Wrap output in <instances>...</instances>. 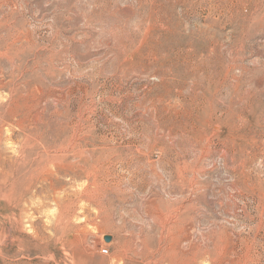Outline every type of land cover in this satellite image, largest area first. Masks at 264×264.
Wrapping results in <instances>:
<instances>
[{"label": "rangeland", "instance_id": "rangeland-1", "mask_svg": "<svg viewBox=\"0 0 264 264\" xmlns=\"http://www.w3.org/2000/svg\"><path fill=\"white\" fill-rule=\"evenodd\" d=\"M0 264H264V0H0Z\"/></svg>", "mask_w": 264, "mask_h": 264}, {"label": "bare ground", "instance_id": "bare-ground-1", "mask_svg": "<svg viewBox=\"0 0 264 264\" xmlns=\"http://www.w3.org/2000/svg\"><path fill=\"white\" fill-rule=\"evenodd\" d=\"M155 18V17H154ZM158 18V17H157ZM155 22V21H154ZM158 22V21H157ZM153 26V25H152ZM152 28V27H151ZM147 31V30H146ZM146 34V33H145ZM145 36V35H144ZM148 37V36H147ZM157 39V38H156ZM154 41V40H153ZM160 45L157 43L156 46H153V48L150 49V52L154 54V52H159ZM82 151V150H81ZM80 153V152H79ZM83 153V152H82ZM2 169V168H1ZM4 174V173H3ZM6 192V191H5ZM136 242V241H135ZM139 245V244H138Z\"/></svg>", "mask_w": 264, "mask_h": 264}, {"label": "water", "instance_id": "water-1", "mask_svg": "<svg viewBox=\"0 0 264 264\" xmlns=\"http://www.w3.org/2000/svg\"><path fill=\"white\" fill-rule=\"evenodd\" d=\"M105 241L109 242L110 241V237H105Z\"/></svg>", "mask_w": 264, "mask_h": 264}, {"label": "built area", "instance_id": "built-area-1", "mask_svg": "<svg viewBox=\"0 0 264 264\" xmlns=\"http://www.w3.org/2000/svg\"><path fill=\"white\" fill-rule=\"evenodd\" d=\"M101 252H102V253H106V250H105V249H104V250L102 249Z\"/></svg>", "mask_w": 264, "mask_h": 264}]
</instances>
